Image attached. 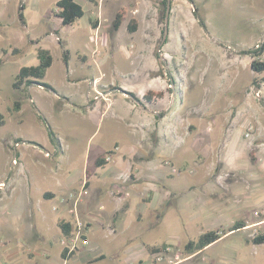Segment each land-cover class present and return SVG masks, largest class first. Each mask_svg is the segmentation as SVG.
<instances>
[{
    "label": "rangeland",
    "instance_id": "rangeland-1",
    "mask_svg": "<svg viewBox=\"0 0 264 264\" xmlns=\"http://www.w3.org/2000/svg\"><path fill=\"white\" fill-rule=\"evenodd\" d=\"M86 1L77 0L85 10L89 6ZM20 4L24 5L21 20L18 17ZM103 6L99 20L103 27L110 28L104 33L108 39L105 44L98 45L100 53L94 58L103 60L101 67L105 75V83L111 84L110 91L113 92L110 99L112 108L97 128L94 125L97 121L91 122L94 117L79 110L67 113L66 128H60V125H57L60 119L51 116L44 118L33 108L30 113L26 112L22 115L21 125L3 126V124V127H0V181L6 184L8 175L16 181L10 196L22 195V178H25L26 183H30L31 187L32 185L42 189L51 187L53 181L49 176L48 180H41V176L54 171L49 164L53 162V158L43 157L45 149L53 152L51 146L47 144L48 127L60 138L62 149L67 152L70 144L78 142L77 146H81L83 142L86 143L89 135L94 133L87 145L88 154L83 153L70 162L63 161L59 164L57 177H70L74 181L75 189L79 188L86 170L95 171L93 165L95 155L99 154V151L111 148L114 142L120 143L123 153L128 158L127 164L130 162L136 164L152 158L140 152L148 148L154 152L152 163L163 166L165 161H169L174 167L180 168L179 173L168 174V177L184 178L189 182L192 176L203 179L204 183L200 186L203 195L200 197L199 205L214 203V201L210 203L204 197L207 195L205 192L209 187L211 174L214 173V166H218V170H224L223 167L226 166L225 170L228 169L226 177L232 180L236 177L240 178L242 176L240 169L247 167L248 164L252 166L254 175L264 173V73L256 74L251 70V63L254 60H263L264 52L259 58L246 54L261 46L264 48V0H170L166 24L163 0H107ZM121 8L127 10L126 19L122 27L114 31L111 23L116 11ZM55 10L54 0H0V59L8 61L11 56L19 54L21 57L12 59L13 65L17 67L22 63H28L25 65L31 66L33 63H38L36 57L32 56L36 55L39 49H43L50 53L55 65L59 66L62 45L71 53L72 79L76 81L88 75V72L97 75L92 64L90 69L93 73L87 69H75L80 65L75 52L81 53L85 49L83 40L77 35V30L87 22V14L79 23V27L77 23L63 26L54 16ZM197 18L203 21L204 27ZM130 19L137 22V31L133 34L126 31ZM57 30L62 37L61 45L57 40V37L60 38L55 32ZM22 54L27 55L28 58L25 57V60L30 61L23 62ZM86 56L90 60V54L87 53ZM13 75L14 70L8 71V65L0 68V79L7 81L3 86V94L9 99L7 103L10 105L16 99L15 92L10 88ZM75 81L70 85L73 99L78 86ZM119 90L134 93L137 97L147 91L164 93L161 100L156 99L149 104L144 101L142 103L150 111L159 109L158 117L164 113L160 110H168L166 119L157 121L163 127L161 129L166 131L157 130V132L154 130L155 126L147 127L146 133L144 132L141 138H137L135 152L130 151L120 132L112 130L114 127L126 130L127 125L122 117L116 116L118 114L116 109L121 107ZM141 98L138 97L140 100ZM8 107L9 104L1 103L0 113L7 115ZM178 109L185 114L183 120L177 121V115L181 114ZM115 116L118 117L116 121L113 120ZM250 125L253 126V135L247 140L244 134ZM172 128L178 132L179 137L181 136L175 141L183 142V149L174 147L175 141L170 133ZM131 130L133 133L136 131L134 127ZM74 131L77 132L73 134ZM15 133H18L23 140L34 141L44 147L40 157L35 158L40 166L38 169L30 166L32 159L27 160L23 166L18 160L16 166H11V160L15 155L14 148L18 151L20 145L13 141ZM224 136L228 140L233 139L232 148H229L227 153L225 147L220 144L225 139ZM59 156L61 157L60 154L57 157ZM237 164L239 168L235 169ZM190 169L193 170V175L189 174ZM166 172L170 173V169ZM197 172L198 174L195 175ZM0 192L7 194L6 190ZM37 200L39 198L35 196L31 201L35 205ZM260 201H264V194ZM152 211L147 207L144 212L145 219L135 232L122 230L118 235L120 254L124 253L126 246L141 243L145 239L163 243L168 237L177 235L185 242L193 241L206 231V228L227 229L235 221L242 220L246 224L245 228L224 235L215 244L192 256L182 254L185 244H167L173 248V254L178 256L173 264H264V243L252 242L253 238L264 234V205L259 207L253 216L227 217L224 223L217 221L219 217L210 216L211 224L208 220L202 225H191L187 232L186 228L177 224V220H184L186 216L181 214L178 218L171 216L159 224L157 231L146 235L142 232L149 227L150 221L146 218ZM164 211L158 210L156 214H163ZM50 214L45 225H48L46 229L49 230L50 237H53L59 233V229ZM133 214L131 211L127 213L126 223L133 219ZM187 219L189 220L188 216ZM32 220L31 228L34 226L33 232L37 235L44 223L41 215L36 211ZM105 235L99 234V242L102 244L112 240L111 237L105 238ZM136 236L140 237L139 240L131 242ZM1 237L0 235V239ZM5 248L0 243V264H15L11 253ZM23 249L17 247L13 250V255H17L24 262L31 255ZM36 250L38 251V246ZM107 252L113 253L108 248L104 253ZM55 256L56 252H53V264H60L56 263ZM112 258L97 264H121L124 256L122 254ZM141 263L169 264L166 261L156 263L152 256L150 262Z\"/></svg>",
    "mask_w": 264,
    "mask_h": 264
},
{
    "label": "crops",
    "instance_id": "crops-1",
    "mask_svg": "<svg viewBox=\"0 0 264 264\" xmlns=\"http://www.w3.org/2000/svg\"><path fill=\"white\" fill-rule=\"evenodd\" d=\"M57 1L58 0H54L55 4ZM106 1L107 0L86 1L89 3V6L86 7V10L82 6L85 12L84 16L75 22L79 27V23L87 14V22L82 24L77 30V35L83 40L85 49L81 53L79 51L75 52L77 61L80 63L75 69H87L93 73L90 69V65L92 64L95 67L97 75H94V73L92 75L88 72V75L82 76L76 81L72 79L70 73L71 53L69 50L65 49L67 51V57L64 58L62 49L59 66L55 65V60L53 58L52 65L46 70L43 79H41L42 83L48 84L52 88L51 90L36 83H31L29 85L23 83L19 89L15 90L12 87L14 78L19 69L23 66H27L25 64L28 63H22V65L17 67L14 66L11 61L16 57H21L19 54L11 56L12 58L10 57L8 61H2L0 68L8 65V71L14 70L10 88L16 95V99L12 101L11 105L7 103L9 99L3 94V86H5L4 83L7 84V81L4 82L0 79V104L5 103L10 106L7 108V115H3V126L7 124L10 126L21 125L23 123L22 115L26 112L30 113L31 108H33L36 113L44 116V118H48L46 116H51L52 118L60 119L57 124L58 126L60 125V128H64L66 125V114L74 112L75 110L93 116L94 118H92L91 122L94 123V121H97V123L94 124L96 128L100 125L101 120L104 119L106 113H109L112 108L110 99L113 92L110 91L111 84L107 85L105 83V75L101 67L103 60L101 58H94V56L100 53V48H98L99 46L95 48L89 41V37L96 32L98 36L101 37L100 39L102 42L108 39L104 36V33L110 27H103L99 20V13L100 11L102 12L103 5ZM55 12H57V9L54 13ZM131 20L133 19H130V21ZM55 32L59 34L61 39L57 37V40L61 43L62 37L60 32L58 30ZM35 44L37 45L38 43ZM87 53L90 54V60L86 58ZM22 57H24L23 62L30 61L25 60V57L28 58L27 55L22 54ZM32 57H36L37 59V52L36 55ZM64 59H66V62ZM37 64L33 63L31 66ZM48 74L49 76H47ZM74 81L78 86L76 87V92H74L75 98L73 99L70 85H72ZM81 84H84V86H81ZM99 93L101 96L97 95ZM128 94L127 91L119 90L121 107L116 109L118 114H115L126 121V130L119 127H114L112 130L120 132L125 138V144L129 145L130 151L134 150L135 152L137 149V147H135L138 142L137 138H141L142 134H144V132L146 133L147 127L153 128V126H155V131H166L165 129H161L163 127H161L157 121L158 119L165 120L166 111L168 112V110H160L164 111V113L161 117H158L157 114L159 109L150 111L147 109L146 105L143 106L133 101ZM143 95L139 96L142 97ZM180 107L183 109L181 104ZM179 109L177 111H181ZM116 116L113 118L114 121L118 120ZM184 116L185 114L181 111V114L177 115V121L183 120L185 118ZM54 120L55 119H53V121ZM132 126L136 129L134 133L131 130V128H133ZM76 132L77 131H74L73 134ZM170 133L174 141L181 137H179L178 132L173 128L170 129ZM15 134L13 141L20 145L17 148L18 151L14 148V156L21 166H23L27 160L32 159L30 161V166L38 169L40 166L38 162L35 161V158L40 157L44 147L34 141L23 140L18 133ZM156 134L158 135V133ZM93 135L94 133L89 135L86 143L83 142L81 146L79 145L80 148L77 146L78 142L70 144L68 152L66 150L63 151L58 136L55 135L57 143L54 144L51 142L48 135L47 144L51 146L53 152L46 151L45 149L44 153L48 152L49 156L43 157L45 159L53 158V162L49 164L54 168V171H51L48 175L41 176V180L43 181L48 180V176L52 179L53 183L48 189H42L35 185L31 187L30 183H26V179L22 178V195L19 197L17 195L11 197L10 195L14 191L16 181L12 179L10 175L6 178V184L0 181V184H5V186H7L0 189V191L6 190L7 193L4 194L0 192V235L2 236L0 243L6 247L5 249H7V252L11 253L15 264H53V252H56V256L54 257L56 263L60 264H97L105 261L107 258L113 259L112 256L116 258L122 254L124 259L121 264H133L140 261L147 263L150 262L151 259V255L147 250L148 247H160L167 244L184 245L189 241L187 240V242H185L181 236L177 235L168 237L167 241L163 243L145 239L141 241V243L139 242L135 245L126 246L124 253L120 254L121 252L117 242L118 235L122 230L135 232L145 219L144 212L147 207L148 210L152 209L153 211L149 213L150 215L147 213L148 216L146 219L150 221L149 227L142 232L146 235L157 231L159 224L171 216L177 218L179 214L185 215L186 217L188 216L189 220H186V217H184V220H177L178 226H183L186 228L185 231L187 232L191 225H202L204 221L207 222L208 220V223H210V216L219 217L217 221L219 223H224L227 217L253 216L258 208L264 205V201H260L264 194V173L261 172L260 175H254V170L249 164L247 167L244 166L245 168L240 169L242 176L240 178L236 177L234 180L226 177L228 171V169L225 170L226 166L223 167L224 170H218V166H214V173L211 174L208 182L209 187L207 188V192H205L207 195L204 196L210 203L212 201H214V203L213 205L209 203L199 205V200H201L200 197L203 195L200 191V186L204 183L203 179L198 176H192L193 178L189 182V180L184 178L178 179L168 177V174H170L166 172L168 168L158 163H152L151 160L154 158V152L148 148L140 150V152L152 158L146 161H140L136 164L131 162L127 164L128 158L125 153H123L120 143L114 142L111 148L99 151V154L95 155L93 165L99 156L108 151H113L111 160L107 161V164L103 167L97 168L94 165L95 171L93 172H89L88 170L84 172V177L79 188H81L82 183L85 182V189L88 194L82 198L78 204L76 215L70 214L68 207L60 204L59 200L65 198L68 192H73L74 190L79 191V188H74V181H72L70 177H57L59 164L63 163V161L70 162L73 158L80 157L83 153L88 154L87 145ZM220 144L225 147V153H227L229 148H232L233 139L228 140L225 138ZM182 146L183 142H179V140L175 141V148H181ZM165 151L167 152V150ZM59 154L61 157H57ZM161 155H163V153ZM172 157L175 159L174 155ZM55 158L56 160H54ZM238 168L239 166L237 164L235 169ZM178 170L180 171V168H178ZM192 171L193 170L190 169L189 174L193 175ZM37 174L39 175V173ZM197 174L198 172L195 175ZM172 195L173 197H171ZM35 196H37L39 200H37V203L34 205V202L31 200H33ZM54 206L57 207L56 210H52ZM158 210L165 211L163 214H156ZM34 211L41 215L42 222L44 223L37 235L33 232L34 226L31 228ZM130 211L134 213L133 219L126 223L125 221L127 218L125 217ZM48 214L52 215L54 224L59 229V233L55 234L53 237H50L49 230L46 229L48 225H45ZM151 217H153V219H151ZM77 218L86 224L85 232L82 236L83 239L78 244L73 254L68 255L66 252L67 259L64 260L62 255L65 249L62 245L63 236L59 228V223L61 221L65 223L69 222L73 229L74 221ZM207 230L206 228V231ZM101 233L104 235L106 234L104 236L105 238L111 237L112 240L105 242V244L100 243L99 234L101 235ZM139 238L140 237L136 236L131 242H136ZM36 246H38V251L36 250ZM17 247L24 248L23 250L31 255L30 258L25 255L27 260L23 262L17 255H13V250H16ZM105 248H108L113 253L107 252V254H105Z\"/></svg>",
    "mask_w": 264,
    "mask_h": 264
},
{
    "label": "trees",
    "instance_id": "trees-1",
    "mask_svg": "<svg viewBox=\"0 0 264 264\" xmlns=\"http://www.w3.org/2000/svg\"><path fill=\"white\" fill-rule=\"evenodd\" d=\"M87 1H92V0H87ZM167 2H168L167 0H163V5L165 6V10L167 9ZM55 8L57 9V12L54 13V16L60 19L61 24L63 26L73 25L76 21L81 19L85 14L83 7L76 0H58L55 4ZM23 10H24V5L20 4L19 9H18V17L20 20L23 18V15H22ZM126 15H127V10L125 8H121L120 10H118L112 22L113 30L116 31L121 27L124 20L126 19ZM197 19L199 20L200 25L204 27L203 21H201V19L199 18ZM136 31H137V22L136 20L133 19L127 25V32L130 34H133ZM61 48L63 49V56L64 58H66L67 51L62 47V45H61ZM263 52H264V48L263 46H261L260 48H257L256 50H250L246 52V54H250V55H253L254 57L259 58L260 56L263 55ZM3 53H5V51H3ZM37 59H38L37 65L23 66L19 69L17 75L14 78V82L12 84L13 89L15 90L19 89L23 83L27 85L31 83H36L48 90L52 89L48 84L41 82V79H43L46 70L52 65V62H53L52 56L47 50L39 49L37 51ZM64 60L66 62V59ZM1 63H2V60L0 59V65ZM251 70L255 72L256 74L264 73V59L254 60L251 63ZM128 96L133 101L139 103L140 105H143L142 101L149 104V103L155 102L156 99H159V100L163 99L164 93L148 91L142 96L141 100L131 93H129ZM44 123L46 124L45 121ZM3 124H4V116L0 113V127ZM48 135L50 137L51 142L56 144L57 138L55 137L50 127H48ZM112 155H113V151H108L104 153L103 155L99 156L94 162L95 167L99 168V167L105 166L107 164L106 158ZM245 227H246V224L244 221L237 220L233 223L231 227L227 229H222V230L212 229V230L204 231L198 236L196 240H193V241L190 240L184 245L182 254L184 256L195 255L199 252L204 251L206 248L210 247L211 245L215 244L224 235L241 230ZM59 228L64 238H69L71 236L72 225L69 222L65 223L61 221L59 223ZM252 242L253 244L264 243V234L256 236L255 238L252 239ZM166 246H169V245H162L160 247H148L147 250H148V253L152 256L158 252H161ZM66 252L67 250H64L63 252L64 254L62 255L64 260L67 259Z\"/></svg>",
    "mask_w": 264,
    "mask_h": 264
},
{
    "label": "built area",
    "instance_id": "built-area-1",
    "mask_svg": "<svg viewBox=\"0 0 264 264\" xmlns=\"http://www.w3.org/2000/svg\"><path fill=\"white\" fill-rule=\"evenodd\" d=\"M100 38L101 37L98 36V33L95 32L93 35H91L89 37V41L94 45V47H98L99 44L105 43V42H102ZM97 95H100V93ZM252 135H253V126L250 125L246 129V133L244 134V137H245V139L250 140L252 138ZM44 156L48 157L49 153L45 152ZM110 160H111V156L106 158V161H110ZM11 163H12V166L17 165V158L15 156L12 158ZM163 166L170 169V174L175 175V174L179 173L178 168L174 167V165L169 161H165L163 163ZM85 185H86V183L83 182L80 190L77 193L68 192L67 196L65 198H61L59 200L60 204L66 205L68 207V211L70 214L76 215L79 201H81L82 198L88 194L87 190L85 189ZM4 187H5V184H0V189H3ZM56 209H57L56 206H54L52 208V210H56ZM256 215H258V214H256ZM85 227H86V224H84V222L82 220H79L77 218L74 221L71 236L69 238L63 237L62 245H63L64 249L67 250L68 255H71L76 251L78 244L82 240V236L85 232ZM173 251L174 250L172 247L166 246L161 252H158V253L152 255L153 260L156 263H161V262L166 261L169 264H173L174 261H177V259H178V256L173 254ZM133 264H143V263L135 262Z\"/></svg>",
    "mask_w": 264,
    "mask_h": 264
},
{
    "label": "water",
    "instance_id": "water-1",
    "mask_svg": "<svg viewBox=\"0 0 264 264\" xmlns=\"http://www.w3.org/2000/svg\"><path fill=\"white\" fill-rule=\"evenodd\" d=\"M167 9H166V15H165V24L167 23V19H168V14H169V10H170V0H167ZM255 91H257V88L255 89Z\"/></svg>",
    "mask_w": 264,
    "mask_h": 264
}]
</instances>
